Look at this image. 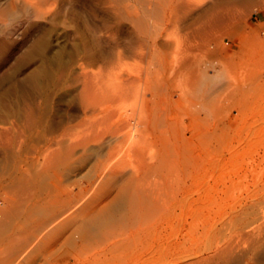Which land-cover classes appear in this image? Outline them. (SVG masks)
<instances>
[{
    "label": "rangeland",
    "instance_id": "rangeland-1",
    "mask_svg": "<svg viewBox=\"0 0 264 264\" xmlns=\"http://www.w3.org/2000/svg\"><path fill=\"white\" fill-rule=\"evenodd\" d=\"M0 264H264V0H0Z\"/></svg>",
    "mask_w": 264,
    "mask_h": 264
},
{
    "label": "bare ground",
    "instance_id": "bare-ground-1",
    "mask_svg": "<svg viewBox=\"0 0 264 264\" xmlns=\"http://www.w3.org/2000/svg\"><path fill=\"white\" fill-rule=\"evenodd\" d=\"M129 127H131L130 131L128 134H130V137H131V133H132V129H134V127L136 128V126L132 124V126L130 124H128ZM135 130V129H134ZM134 132V131H133ZM133 136V135H132ZM132 138V137H131ZM141 203V202H140ZM143 203V202H142Z\"/></svg>",
    "mask_w": 264,
    "mask_h": 264
}]
</instances>
